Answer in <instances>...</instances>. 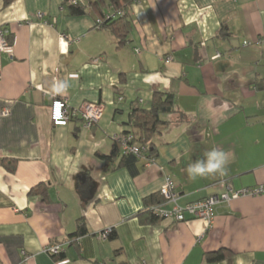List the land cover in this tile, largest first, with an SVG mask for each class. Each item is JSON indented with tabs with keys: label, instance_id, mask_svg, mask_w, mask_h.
<instances>
[{
	"label": "crops",
	"instance_id": "obj_1",
	"mask_svg": "<svg viewBox=\"0 0 264 264\" xmlns=\"http://www.w3.org/2000/svg\"><path fill=\"white\" fill-rule=\"evenodd\" d=\"M124 12L118 45L91 8L0 1L12 44L0 52V161L15 162L13 173L0 165V264H264V194L217 204L209 228L144 214L166 179L180 205L264 183V0H139ZM60 80L69 87L53 93ZM156 92L172 94L185 119L163 116L171 123L152 139L155 159L132 177L120 156H101ZM55 98L102 105L103 116L89 130L78 119L54 126ZM213 147L227 152V174L189 179L186 165ZM79 219L86 233L73 236ZM108 229L115 239L100 237ZM220 249L223 260L205 259Z\"/></svg>",
	"mask_w": 264,
	"mask_h": 264
},
{
	"label": "trees",
	"instance_id": "obj_2",
	"mask_svg": "<svg viewBox=\"0 0 264 264\" xmlns=\"http://www.w3.org/2000/svg\"><path fill=\"white\" fill-rule=\"evenodd\" d=\"M2 1L4 6L10 5L12 2L16 0H0ZM68 0H65L67 3ZM139 0H83L82 5H72L68 4L69 9L74 15L84 14L86 8H91L97 15L101 16V26L108 25V27L113 28V31L117 37L118 45H121L125 41L126 30L128 24L124 22L125 12L127 6L130 4L137 2ZM111 9V11L107 14L103 13L105 9ZM123 11L124 14L122 16L117 17L114 20L106 19V16L115 12V11ZM167 115H175L178 121H183L184 116L175 108L174 105V96L170 93H159L156 92L153 94L151 99V104L148 109H144L138 104L132 106L131 113L129 116V126L131 128V132L124 134L131 135L132 141L131 144H137L139 146L140 158H137L134 154L126 153L123 154L121 151V146L119 142H114V150L109 156H101L104 160L112 161L118 156H120L119 167H125L132 177H135L138 173L137 164L138 163H146L148 161H153L156 157V148L152 143V139L158 135H161L170 125L171 121L165 120L163 116ZM0 165H2L6 170L10 173L15 171V162L10 161L7 162L5 160L0 161ZM35 188L31 190V193H34ZM162 202V198L159 195H151L144 199L145 212L144 214L148 217L147 221L154 222L158 220L157 217L150 214L149 207L160 204ZM77 230L73 234V236H78L86 233L85 224L82 219L78 220ZM115 233L113 229H111L110 234L107 239L113 240L115 239ZM229 251L225 249H220L216 252L208 253L205 255V259L208 262H218L223 260ZM56 257L57 260H63L62 253H60Z\"/></svg>",
	"mask_w": 264,
	"mask_h": 264
},
{
	"label": "built area",
	"instance_id": "obj_3",
	"mask_svg": "<svg viewBox=\"0 0 264 264\" xmlns=\"http://www.w3.org/2000/svg\"><path fill=\"white\" fill-rule=\"evenodd\" d=\"M68 4L82 5L83 0H68ZM124 14L123 11H115L106 19L114 20ZM38 19L43 18V14H37ZM96 28L101 27V21L97 20L95 23ZM0 52L11 55L12 44L8 40V33L4 28H0ZM219 54H217V57ZM171 61L168 57L164 60L165 63ZM98 62V59L93 61ZM7 111H3L2 115H7ZM103 116V107L99 104L84 103L78 109H69L66 101L55 98L51 105V120L54 126H66L70 121L78 119L81 122V127L84 130H89L96 125ZM119 142L121 151L123 154L131 153L137 158H140L139 146L137 144H131L132 136L125 135L114 138V142ZM147 164L152 161L146 162ZM225 191L220 195L209 196L205 199L180 205L177 203L178 195L175 192L174 182L170 179H166L164 186L159 190V195L162 198L160 204H156L149 207L150 214L154 215L158 219L170 220L174 223L185 222L190 219H198L205 222L209 228L215 217V206L221 202L229 203L232 200H236L243 197H257L264 194V183L257 184L251 188H242L234 190L231 187L225 185ZM111 229L104 230L100 237L107 239ZM44 252L57 256L62 253V248L59 245H48Z\"/></svg>",
	"mask_w": 264,
	"mask_h": 264
},
{
	"label": "clouds",
	"instance_id": "obj_4",
	"mask_svg": "<svg viewBox=\"0 0 264 264\" xmlns=\"http://www.w3.org/2000/svg\"><path fill=\"white\" fill-rule=\"evenodd\" d=\"M69 84L66 80H60L53 83L51 91L53 93H62L67 90ZM229 157L223 149L213 147L206 150L202 156L192 160L184 169L189 179L195 180L198 177L211 175L224 176L227 174ZM243 264V261H241Z\"/></svg>",
	"mask_w": 264,
	"mask_h": 264
}]
</instances>
